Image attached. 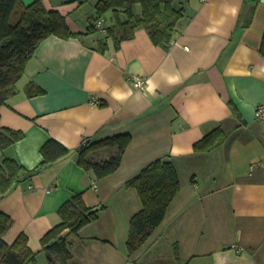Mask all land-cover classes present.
Instances as JSON below:
<instances>
[{
	"label": "crops",
	"instance_id": "0c3cea01",
	"mask_svg": "<svg viewBox=\"0 0 264 264\" xmlns=\"http://www.w3.org/2000/svg\"><path fill=\"white\" fill-rule=\"evenodd\" d=\"M89 1L95 12L97 0ZM184 2L183 24L168 50L139 29L118 49L108 40L101 52L96 45L104 32L85 35L88 27L68 19L80 1L43 0L46 9L67 16L71 32L82 35L42 40L16 94L0 107V125L24 134L0 159L13 158L32 171L41 167L40 150L48 139L69 151L0 199V211L12 220L4 240L11 244L25 234L35 264H48L40 240L60 222L59 208L79 193L99 213L69 236L68 264H150V250L156 264H264V119L255 117L264 105V0ZM110 14L112 23L105 27L114 23ZM132 77L142 78L144 88L134 89ZM29 83L44 94L27 97ZM216 127L224 142L194 153V143ZM121 134L131 142L115 173L96 180L77 164L82 142ZM162 157L174 165L180 190L162 223L128 258L129 219L141 202L124 184ZM174 245L178 262L171 255ZM232 245L243 251L236 253ZM161 246L171 251L167 259Z\"/></svg>",
	"mask_w": 264,
	"mask_h": 264
},
{
	"label": "trees",
	"instance_id": "16d2710c",
	"mask_svg": "<svg viewBox=\"0 0 264 264\" xmlns=\"http://www.w3.org/2000/svg\"><path fill=\"white\" fill-rule=\"evenodd\" d=\"M85 0L80 1L82 4ZM184 0H97L95 18L100 20L106 12L114 18L112 26L105 27L104 37L97 41L101 52L108 48L110 40L118 49L124 41L134 38L135 32L144 30L153 45L164 50L170 48L174 36L182 27ZM16 19L13 20V17ZM99 31L90 25L85 35ZM82 34L69 30L66 18L56 9H46L43 0H34L28 5L23 0H0V107L16 94V83L22 77L27 62L33 57L40 42L48 36L61 39L75 38ZM264 56V35L260 47ZM27 97L40 96L44 91L29 83L24 88ZM24 137L21 131L0 125V152L13 146ZM225 140L223 131L216 127L194 143V153H207ZM131 142L128 134L115 135L93 143L82 142L77 164L91 172L96 180L115 173L121 164L125 150ZM108 150V158L93 160L94 154ZM41 166L54 163L69 151L54 139H48L40 150ZM35 174L28 171L15 159L3 156L0 159V199L23 180ZM136 190L141 209L129 219L125 242L128 258H132L149 240L162 223L166 212L180 190L177 171L168 157L148 163L124 184ZM60 222L40 240L48 254V264H68L72 258L69 236L77 235L86 225L98 218L99 210L86 206L82 194L67 200L58 210ZM12 225L11 218L0 211V264H35L36 253L28 247V238L20 233L11 244L4 236ZM65 231L68 233L62 235ZM55 240L54 244L47 245ZM173 258L178 262L177 246L172 247Z\"/></svg>",
	"mask_w": 264,
	"mask_h": 264
},
{
	"label": "rangeland",
	"instance_id": "374dc122",
	"mask_svg": "<svg viewBox=\"0 0 264 264\" xmlns=\"http://www.w3.org/2000/svg\"><path fill=\"white\" fill-rule=\"evenodd\" d=\"M77 1H82V0H77ZM77 4H79V3L77 2ZM91 4H92V1L88 2V0H85L83 4L79 5L76 9L71 10V12L67 15L68 19H70L71 21H74L80 28H83L84 26L89 27L90 25H92V26L95 25L97 20L95 18V12H94L93 8L91 7ZM53 9H55V8H53ZM66 10L67 9H65V11ZM110 13L111 12L105 13L102 16V18L100 19L103 21L104 25H110L112 23V20H111L112 18L110 17L111 16ZM67 16H66V18H67ZM15 19H16V16L13 17V20H15ZM94 33L96 36L101 34L100 32L98 34H97V32H94ZM104 151L108 152L107 150H104ZM92 156H93L92 157L93 160H95V161L106 158V155L101 153V152L94 154ZM159 252H162V254H165L164 259H167L168 258V252H171V251L168 247L165 246V248H164L161 246L159 248ZM154 254H155V252L150 250V254H149L150 264H156L154 262V259L156 257H154V258L152 257ZM171 255H172V253H171ZM161 264H169V263L165 260V262H163ZM171 264H173V263H171Z\"/></svg>",
	"mask_w": 264,
	"mask_h": 264
},
{
	"label": "built area",
	"instance_id": "2783aa9c",
	"mask_svg": "<svg viewBox=\"0 0 264 264\" xmlns=\"http://www.w3.org/2000/svg\"><path fill=\"white\" fill-rule=\"evenodd\" d=\"M96 29L99 31H105V25L103 24L102 20H98L94 25ZM130 84L134 89H143L145 86V81L140 77H132L129 79ZM91 105H97L95 101L91 102ZM255 117L257 119H264V105H259L255 110ZM232 248L236 251V253L242 252L243 249L240 248L238 245H232Z\"/></svg>",
	"mask_w": 264,
	"mask_h": 264
},
{
	"label": "water",
	"instance_id": "95a60500",
	"mask_svg": "<svg viewBox=\"0 0 264 264\" xmlns=\"http://www.w3.org/2000/svg\"><path fill=\"white\" fill-rule=\"evenodd\" d=\"M48 166H49V164H47V165H43V166L37 168V169L35 170V172H36V173H39V172H41L42 170L46 169ZM54 243H55V240H51V242L47 245V247L51 246V244H54ZM127 264H134V263L129 262V263H127Z\"/></svg>",
	"mask_w": 264,
	"mask_h": 264
}]
</instances>
